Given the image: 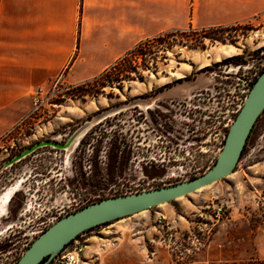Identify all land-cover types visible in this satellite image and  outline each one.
<instances>
[{
  "label": "rangeland",
  "instance_id": "obj_1",
  "mask_svg": "<svg viewBox=\"0 0 264 264\" xmlns=\"http://www.w3.org/2000/svg\"><path fill=\"white\" fill-rule=\"evenodd\" d=\"M189 26L123 54L112 80H56L34 93L29 113L0 137V264H13L47 226L88 203L212 166L248 82L264 69V14ZM115 221L141 264H264V111L233 172ZM110 222L74 237L83 244L78 264H112L100 249ZM84 233L95 237L84 242ZM133 256L125 248L113 264Z\"/></svg>",
  "mask_w": 264,
  "mask_h": 264
},
{
  "label": "crops",
  "instance_id": "obj_2",
  "mask_svg": "<svg viewBox=\"0 0 264 264\" xmlns=\"http://www.w3.org/2000/svg\"><path fill=\"white\" fill-rule=\"evenodd\" d=\"M263 14L264 0H0V137L29 113L36 91L85 81L141 39ZM118 224H106L103 258L113 264L130 248L131 264H141ZM84 234V242L95 237Z\"/></svg>",
  "mask_w": 264,
  "mask_h": 264
},
{
  "label": "water",
  "instance_id": "obj_3",
  "mask_svg": "<svg viewBox=\"0 0 264 264\" xmlns=\"http://www.w3.org/2000/svg\"><path fill=\"white\" fill-rule=\"evenodd\" d=\"M263 110L264 69L246 92L211 167L186 180L105 197L69 212L40 232L13 264H47L76 235L89 228L186 196L230 174L240 158L250 130ZM44 143L61 146L56 142ZM26 152L27 150L23 154Z\"/></svg>",
  "mask_w": 264,
  "mask_h": 264
},
{
  "label": "built area",
  "instance_id": "obj_4",
  "mask_svg": "<svg viewBox=\"0 0 264 264\" xmlns=\"http://www.w3.org/2000/svg\"><path fill=\"white\" fill-rule=\"evenodd\" d=\"M37 100H38L37 98H34V103ZM220 210H221L220 207L216 208V211L214 214L216 217L218 216ZM82 248H83V244L81 243V241L78 238H74L60 252L55 254L48 261L47 264H78V261L80 259V252Z\"/></svg>",
  "mask_w": 264,
  "mask_h": 264
},
{
  "label": "trees",
  "instance_id": "obj_5",
  "mask_svg": "<svg viewBox=\"0 0 264 264\" xmlns=\"http://www.w3.org/2000/svg\"><path fill=\"white\" fill-rule=\"evenodd\" d=\"M192 30H195L196 28H192L191 26H189ZM218 27H221V26H215V27H209V28H218ZM177 30V29H176ZM185 29H179V31L181 32V31H184ZM172 31V30H171ZM173 31H175V30H173ZM166 32H168V31H166ZM163 33H160V34H157V35H154V36H152V37H147V38H144V39H141L140 41H138L131 49H129L128 51H126V53L124 54V55H128V54H130V53H134V51H137V50H140L141 49V47H142V45H144V44H147V43H150L151 41H154V40H157V39H159L160 38V36L162 35ZM118 60V59H117ZM116 60V61H117ZM115 61V62H116ZM112 65V64H111ZM111 65H109L108 67H106L105 69H103L100 73H98L97 75H95V76H93V77H91V78H89V79H87V80H85V81H82V82H80L79 84L80 85H82V84H86L87 82H89V81H96V80H98L99 78H101V77H103V76H105L106 78L108 77V81L109 80H112L113 78H115V77H110V76H108L109 74H108V72L110 71V66ZM127 71H130V70H127L126 69V72ZM254 80H255V78H253V79H251L249 82H248V85H249V87L252 85V83L254 82ZM264 111V110H263ZM262 111V112H263ZM261 112V113H262ZM261 115V114H260ZM259 115V116H260ZM259 118V117H258ZM257 118V119H258ZM257 119H256V121H257ZM256 121H255V123H256ZM255 123H254V125H255ZM254 125H253V127H254ZM253 127H252V129H253ZM252 129L250 130V133H251V131H252ZM250 133H249V135H250ZM249 135H248V137H249ZM248 137H247V139H248ZM247 139H246V142H245V145H246V143H247ZM245 145H244V147H245ZM244 147H243V149H244ZM243 149H242V151H241V154H242V152H243ZM117 154V152L115 153V152H113V151H108V154L107 155H116ZM241 156V155H240ZM90 229V228H89ZM88 230V229H87ZM77 236V235H76ZM66 246V245H65Z\"/></svg>",
  "mask_w": 264,
  "mask_h": 264
},
{
  "label": "bare ground",
  "instance_id": "obj_6",
  "mask_svg": "<svg viewBox=\"0 0 264 264\" xmlns=\"http://www.w3.org/2000/svg\"><path fill=\"white\" fill-rule=\"evenodd\" d=\"M87 127L86 123L81 124L75 131L74 133L71 135L70 139H69V143L72 142L73 140L75 141V138L78 137V135ZM77 140V138H76ZM68 143V144H69ZM10 195L6 196V199L4 200L5 202H7L8 198Z\"/></svg>",
  "mask_w": 264,
  "mask_h": 264
}]
</instances>
